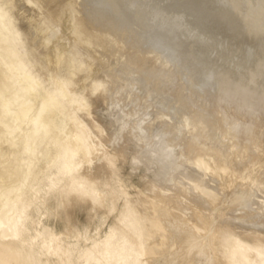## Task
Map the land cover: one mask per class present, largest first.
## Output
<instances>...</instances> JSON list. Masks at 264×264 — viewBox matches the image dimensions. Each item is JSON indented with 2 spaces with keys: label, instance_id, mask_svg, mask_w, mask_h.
Here are the masks:
<instances>
[{
  "label": "bare ground",
  "instance_id": "6f19581e",
  "mask_svg": "<svg viewBox=\"0 0 264 264\" xmlns=\"http://www.w3.org/2000/svg\"><path fill=\"white\" fill-rule=\"evenodd\" d=\"M13 1L19 20L27 22L31 43L55 64L59 56L53 62L48 52L55 21L62 7L73 4L80 43L73 53L72 78L81 80L83 65L88 71L102 65L107 141L128 162L141 156L155 170L140 183L150 216L134 219L149 230L138 231L139 253L120 230L110 229L104 243L92 239L78 259L85 264H240L246 257L241 241L264 244V158L252 149L257 140L250 130L220 113L228 105L244 113L252 91L264 96V0ZM166 53L178 60L186 96L167 83L171 74L159 77L155 69L156 61L167 62ZM138 101L143 105L135 111L144 122L120 109ZM0 107L3 115L16 114L5 100ZM152 108L157 110L145 112ZM41 114V128L48 133L45 119L53 112ZM4 126V142L14 157V129ZM51 146L56 157L62 151L72 164L86 160L90 142L81 119L74 116ZM31 152L25 142L23 155ZM32 163L27 162L28 169ZM73 190L80 200L102 204L101 192L80 181ZM34 242L37 251L30 247L16 256L0 240V258L41 264L42 255H52L56 264H72L79 239L70 243L51 236ZM113 244L126 249L118 260Z\"/></svg>",
  "mask_w": 264,
  "mask_h": 264
},
{
  "label": "rangeland",
  "instance_id": "374dc122",
  "mask_svg": "<svg viewBox=\"0 0 264 264\" xmlns=\"http://www.w3.org/2000/svg\"><path fill=\"white\" fill-rule=\"evenodd\" d=\"M29 5L33 7L30 2ZM16 7L13 0H0V106L5 100L8 108L16 112L3 115L0 107V240L19 256L33 247L34 239L54 236L70 243L79 239L72 264H85L77 258L79 251L87 249L92 239L104 243L108 239V231L117 229L139 253L138 241L142 233L138 231L149 230L136 224L134 219L141 217L146 220L150 216L148 204L141 195L140 183L147 181L155 170L141 156H133L128 162L120 152L113 151L107 141L106 106L101 100L104 84L102 65H96L91 71L83 65L78 69L81 80L76 83L72 78L73 53L80 43L75 33L76 9L73 4H66L59 10L48 47L53 62L56 55L59 56L55 64L31 43L27 22L19 20L20 12ZM55 49H58L57 53ZM168 55L165 54L168 59L165 64L160 60L155 62V69L160 72L159 77L171 74L167 83L186 96L188 85L183 78L180 79L184 76L179 74L178 60L173 57L175 60L172 61ZM164 81L159 85L162 86ZM33 83L35 87L29 90ZM62 84L67 87L63 88ZM252 92L255 95L244 113H239L233 105L221 107L220 113L227 112L239 127L250 130L257 140L252 149L260 151L259 156L264 158V96L260 92ZM214 94L216 92L211 95ZM44 102L45 110H41ZM142 105L143 101H138L134 107L127 106L124 111L121 106L120 109L144 122L145 119L137 115ZM204 105L209 107L210 103ZM48 110L53 112V117L45 119L49 129L45 133L41 128V112ZM148 110L145 112L149 114L157 108ZM74 116L81 119L86 128L90 154L86 160H76L72 164V159L62 151L56 157L51 144L59 141L60 134L64 133ZM4 124L14 129L17 146L14 157L9 154V142H4ZM185 133L188 134L189 130ZM25 142L32 152L23 155ZM29 160L33 163L28 169ZM65 165L67 169H64ZM72 178L76 180L72 181ZM77 181L101 192L102 204L78 199L73 190ZM222 242L227 243V239ZM240 244L246 255L240 264H264V244L249 246L244 241ZM112 247L117 260L126 252L121 245L113 244ZM31 250L37 251L35 247ZM45 256H41V264H56L54 256ZM235 257L240 259L238 254ZM1 259L0 264L7 261V264H27L24 259Z\"/></svg>",
  "mask_w": 264,
  "mask_h": 264
}]
</instances>
